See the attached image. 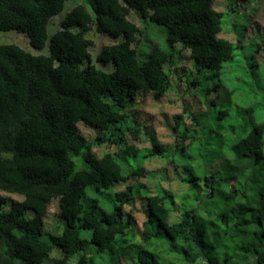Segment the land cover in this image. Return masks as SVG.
<instances>
[{"label":"trees","instance_id":"trees-1","mask_svg":"<svg viewBox=\"0 0 264 264\" xmlns=\"http://www.w3.org/2000/svg\"><path fill=\"white\" fill-rule=\"evenodd\" d=\"M68 1L0 0V32L22 33L47 50L0 43V264H40L54 249L58 263L75 256L73 264H90L89 254L106 252L111 264H264V93L227 122L231 90L220 96L224 110L211 108L218 96L193 110L183 95L190 120L174 115L170 134L180 140L170 144L130 111L140 96L162 100L171 87L172 53L155 44L141 51L148 20L163 27L169 47L189 52L198 72L218 75L233 60L241 42L218 36L223 13L214 0H82L50 30ZM91 33L112 41L93 55ZM211 121L215 136L204 126ZM154 157L171 170L150 190L138 179L152 175L146 162ZM169 177L181 191L164 185ZM87 188L106 190L110 208ZM53 198L64 221L59 235L43 227Z\"/></svg>","mask_w":264,"mask_h":264},{"label":"rangeland","instance_id":"rangeland-1","mask_svg":"<svg viewBox=\"0 0 264 264\" xmlns=\"http://www.w3.org/2000/svg\"><path fill=\"white\" fill-rule=\"evenodd\" d=\"M82 2V0H70L65 4L62 12L59 15L54 16L49 25V29L53 30L58 27L59 21L62 16L69 11L75 4ZM216 10L223 13L221 19V31L218 33L219 37L227 38L238 44L241 42L240 47L235 49V55L232 61L225 62L223 68L218 75L210 72L209 70L202 69L197 71L196 67L191 61H187L188 51H179L178 45L169 47L165 38L163 27L148 20V31L150 41L142 43L140 46L141 51L148 52L149 45L155 44L161 48L167 49L172 53V61L170 66L165 65L166 70L171 74V87L165 96L160 99L153 100L149 94L140 96L138 102L135 104L134 109L130 110L140 120L146 119L147 125L152 128L160 142L164 144H170L173 142L176 135H171V124L174 122V115L179 114L181 118L188 122V119L182 111V101L180 97L185 95L188 99V104L193 110H205L210 101L215 100V105L211 106L212 110H224L223 103L220 96L224 97L225 93L232 91L230 95L231 108L228 114L221 118L222 122H227L236 114L237 106L246 107L249 104L256 102H262L264 93V0H214L213 4ZM129 18L135 22L140 28H145V24L142 23L139 18L131 13ZM93 40V47L91 53L94 55L101 44L110 43L112 40L105 36H99L96 34H90ZM0 43H16L26 51L36 53H47L46 48L42 50H35L32 48L27 38L16 31L0 32ZM182 54V57H181ZM145 58V54L139 56L140 60ZM173 67V71L170 69ZM176 69V71H175ZM179 76V78H178ZM199 82L195 84L189 92H182L180 83L186 85V83H192L193 81ZM211 88L208 95L197 89ZM196 94L193 95V93ZM199 110V111H200ZM78 128L83 134L88 137H92L95 130L87 124L78 122ZM207 129H210V136H215L216 129L211 128L215 126V122H207L204 124ZM206 134V137L208 136ZM178 140H180L179 137ZM128 141H131L127 137ZM139 146H145L146 142L139 141ZM115 146L111 147V151ZM100 150L104 151L103 148ZM97 153H100L101 151ZM97 151V150H95ZM147 172H152V175L148 178L138 179L139 182H144L146 186L153 190V182L157 179L159 174L166 176L171 170V165H167L165 161L159 158H152L151 161L146 162ZM169 172H168V171ZM165 186L169 187L173 193L181 191V186L177 179L169 177L167 181L163 182ZM106 190L103 192L96 191L95 189L87 188L86 196L91 198H97L99 204L109 209L112 202L109 200V196ZM12 201H20L21 196L10 193L5 194ZM58 204V206H57ZM10 207L9 201L6 202L4 209ZM59 210V202L57 198H53L49 204L47 214L43 218V227L45 230L52 234L59 235L62 232L64 221L61 218ZM132 214L137 221V225L141 228L142 225V213L133 209ZM27 216L31 215V211H28ZM175 220V213H171L170 221ZM83 237L89 238L87 231H81ZM60 258V253L57 249H54L47 258H45L40 264H73L76 257H70L62 263H58L56 259ZM90 264H111L109 255L106 252L92 253L87 256Z\"/></svg>","mask_w":264,"mask_h":264}]
</instances>
